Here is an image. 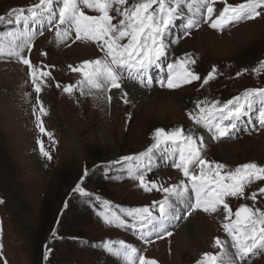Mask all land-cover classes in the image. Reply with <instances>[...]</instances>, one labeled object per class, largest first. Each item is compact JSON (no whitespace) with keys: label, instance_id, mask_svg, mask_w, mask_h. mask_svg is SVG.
Segmentation results:
<instances>
[{"label":"rangeland","instance_id":"374dc122","mask_svg":"<svg viewBox=\"0 0 264 264\" xmlns=\"http://www.w3.org/2000/svg\"><path fill=\"white\" fill-rule=\"evenodd\" d=\"M132 2L135 0H129ZM243 2L226 0L232 5ZM38 3L39 0H0V16L5 17L0 21V264H124L122 257L108 250L109 247L119 248L121 242L157 264H199L206 253L217 256L218 264H264V247L258 246L254 254L243 260L236 256L231 237L222 226L227 221L221 211L205 213L196 209L187 214L189 205L195 204V194L190 182L174 167L179 160L174 145L162 143L153 150L145 181L162 187L180 186L183 181L188 190L181 192L178 188L180 195L155 189L145 191L139 180L130 174L129 162L122 160L152 147L157 129L180 128L186 135L196 138L198 144L202 134L215 145L223 144V154L205 151L199 145L205 160L226 166L223 172L234 171L246 163L264 166V104H254L235 122L229 134L220 138H213L214 130L209 131L189 116L190 113L198 115V102L210 105L219 101L222 106L248 89L264 88V68H260L264 61V9L259 10L262 15L254 20L233 22L217 30L206 22V0H180L179 15L164 37L165 55L149 69L143 80L127 78L126 70H118L121 71V88L110 89L107 80H101L98 87L82 83L80 72L71 70L86 61L103 59L104 53L91 41L75 40L74 29L62 42L57 41L55 24L62 0H54L55 15L52 17L46 13L42 19L17 24L15 13L8 16L13 9L27 10ZM224 6L225 0H216L213 18ZM81 9L86 15H99L83 5ZM190 21L195 26L189 28ZM66 27L61 26L62 29ZM207 32L214 33L219 41L226 39L225 44L220 48L207 47L200 42ZM28 35L32 36L30 49L23 42ZM75 49L79 52L75 53ZM15 51H20V55L38 70L40 93L35 91L28 66L21 63ZM177 61H187L185 68L200 79L179 87H185L187 92L181 93L189 94V98L184 100L180 120L170 122L167 116L160 118L157 112L140 108L141 101L136 103L130 99L124 85L147 90L142 92L146 96H151L155 90H178L161 86L167 83V66ZM258 68L260 71H255ZM213 69L214 78L204 84ZM40 70L50 76L40 77ZM65 86H72L73 91L64 92ZM103 86L106 87L104 104L110 116L106 139L99 132L104 124L102 118L94 117L96 110L92 109V95ZM113 91L119 93L120 114L113 113ZM80 100L85 102L81 104ZM41 104L46 114L40 112ZM80 110L82 114L85 111L86 120L79 118L78 121ZM92 110L90 120L88 116ZM37 117H40L44 133L40 131ZM87 121L90 124L86 127ZM41 147L51 159L42 154ZM163 169L177 172L180 180L161 176ZM191 170L199 171L195 167ZM138 171L145 173L144 168ZM77 185L83 189V194L74 191ZM262 187L264 181H253L246 186L243 198L227 197L226 202L233 213L242 205L264 211V193L259 192ZM253 192L257 194L255 201L248 198ZM166 196L175 202L177 210L181 208L178 210L179 224L186 225L188 230L201 217L210 223L209 230L202 227L206 232L204 243L198 240V230L194 229L190 230L186 242L177 232L180 227L172 217L165 222L163 230L151 225L141 229L132 227L133 221L122 214V209L149 207L154 215H159L158 202ZM112 213L121 215L126 225L118 227L105 223V216L111 217ZM216 238L221 240L223 251L215 246ZM46 250L50 252L47 259L44 257Z\"/></svg>","mask_w":264,"mask_h":264},{"label":"snow or ice","instance_id":"6c2138e0","mask_svg":"<svg viewBox=\"0 0 264 264\" xmlns=\"http://www.w3.org/2000/svg\"><path fill=\"white\" fill-rule=\"evenodd\" d=\"M216 0L207 3V21L210 27L222 30L224 26L233 22L243 20H254L262 15L260 9H264V0H244L239 4H228L225 0V6L218 14L213 7ZM81 5L99 15H86L81 9ZM54 0H39V3L31 8L13 9L8 16H13L17 24L21 22L36 21L42 19L47 13L49 17L55 15ZM180 0H135L129 3V0H62V6L58 12V22L55 24V36L58 42L66 39L72 29L75 30V40L91 41L100 47L104 53L103 59H96L84 62L78 68H72L73 72H80L83 82L93 87H98L101 80H107L110 88H121V71L126 70L130 79L143 80L149 69L165 55L166 45L164 37L166 31L173 25L179 15ZM115 13L113 15L112 13ZM5 17L0 16V21ZM115 21V23H114ZM12 22V21H9ZM51 23V19L49 21ZM67 25L66 28H61ZM195 26L189 22L188 27ZM42 34V33H41ZM23 35V34H22ZM32 36L28 35L24 39V44L31 48ZM2 48V45H0ZM22 51V48L20 49ZM20 51H15L21 63L29 68V75L32 77V83L35 85V91L40 93L41 87L37 82L38 70L31 64L30 60L21 56ZM194 63L195 61H191ZM177 61L175 64H169L167 83L161 84L170 89L180 87L182 84L191 83L199 80L200 77L185 68L184 64ZM260 68H264V61ZM260 68L255 71H260ZM215 69L203 81L207 84L214 78ZM40 77L50 76V73L39 71ZM60 85L57 84V87ZM64 92L71 93L72 86H65ZM126 93L124 96L126 97ZM111 101V96L108 97ZM127 103V100L124 99ZM38 103H40L38 101ZM264 104V88L248 89L242 95L229 100L220 105L219 101L206 104L198 102L197 109L199 113L196 116L189 114L190 119L197 124H203L209 129L214 130L213 138H220L229 134L230 128L235 127V122L245 116L254 106V104ZM203 105V106H202ZM40 112L46 114L42 104ZM38 126L42 133L45 129L42 126L40 117H37ZM224 121H229L225 125ZM51 137V134H48ZM153 139L155 143L136 156H126L122 160L129 162L130 174L140 182V187L145 191H163L169 195H180L181 192L188 190V185L183 181L180 186L162 187L155 182H146L145 174L150 168L153 150L162 143L174 145V150L179 153V160L174 164L190 182L191 191L195 194V204L189 205L188 215L191 210L200 209L205 213H216L221 211L225 214V223L223 228L228 236L231 237L233 247L236 250V256L241 260L249 254H254L253 250L264 247V211L253 209L246 205L240 206L233 213L227 197L243 198L245 188L253 181H264V166H258L256 163H246L238 166L234 171L223 172L225 165L209 162L205 160L200 151L199 145L203 144V139L192 135H186L180 128L172 131L157 129L154 132ZM43 155L51 159V156L41 147ZM132 162H135L134 164ZM116 163H120L117 161ZM195 167L199 171L194 172L191 169ZM140 168L145 169V173H140ZM86 174V173H85ZM74 191L83 194V189L77 185ZM260 193H264V187L259 188ZM256 193L251 194L250 199L255 201ZM2 203V201H0ZM108 202L105 201L107 205ZM123 216L133 221L132 227L144 229L151 225L153 228L163 230L165 222L170 217L178 218L177 210L169 202L167 196L163 201L158 202L159 215H154L149 207L132 208L121 210ZM234 216V219H233ZM105 223L115 224L116 226H125L126 221L121 215L112 213L111 217L105 216ZM55 235V233H53ZM171 235V232H167ZM215 246L223 251V245L219 238L215 240ZM117 257H122L124 264H157L153 259H148L143 255H138L137 249L121 242L119 248H111ZM48 250L45 251L47 259ZM219 258L212 254H204L199 264H218ZM231 264V262H230Z\"/></svg>","mask_w":264,"mask_h":264},{"label":"bare ground","instance_id":"6f19581e","mask_svg":"<svg viewBox=\"0 0 264 264\" xmlns=\"http://www.w3.org/2000/svg\"><path fill=\"white\" fill-rule=\"evenodd\" d=\"M203 37H201L200 39V42L205 44L207 47H213V48H220L221 46H223L225 44V41L226 39L224 40H221L219 41L218 39H216V37H214V33H209L207 32L206 33V36L204 39H202ZM207 38V39H206ZM206 39V40H205ZM220 39V38H219ZM80 49V48H78ZM83 49V48H81ZM75 53L79 50L75 49L74 50ZM85 52V51H84ZM83 52V53H84ZM86 53V52H85ZM70 55V53H69ZM126 83V82H125ZM129 83V82H128ZM123 87V86H122ZM124 87L126 89H128L129 91V94H130V99H132L133 101H135L137 103L140 102V108H144L146 107L145 110H147V112H149L150 110H152L153 112H157L158 116L160 118H164L165 116H167V119L170 121V122H178L181 118V111H182V108L183 107V103H184V100L186 98H189V94L188 95H184L182 94L181 92L184 91V92H187V90L185 89V87H177L179 88L178 90L177 89H173L171 91H160V90H155L153 91L152 95L151 96H146L145 94L143 95L142 92L144 93V91H147V90H142L141 88H134L133 86L130 85H127L125 84ZM106 89L105 86L102 87L101 90H98L97 93H94V95H92V97L94 96V99L92 100V109L96 110L95 112V115L94 117H96L97 115L100 116L102 118V122L104 123L102 125V127L100 128L99 132H100V136L103 137V139H106V135L109 133L106 132V129H107V125L110 121V116L108 117V113H107V107L105 106V100H104V90ZM111 89V88H110ZM167 90V89H166ZM83 91V90H82ZM92 91V90H91ZM180 91V92H179ZM90 92V91H89ZM96 92V91H95ZM125 92V91H124ZM103 93V94H102ZM112 95H113V99H112V104L114 106V112L115 114H118L121 110V102L120 100L118 99L119 97V93H117L116 91H113L112 92ZM117 97H116V96ZM83 96H85V94H83ZM116 98H115V97ZM90 97V96H89ZM89 99V98H88ZM144 99H147L146 102L144 101ZM86 101V99H85ZM84 100H80V103L82 104V102L84 103L85 102ZM130 101V100H129ZM88 102L89 104V101H86ZM145 102V103H144ZM79 104V103H78ZM111 106V105H110ZM90 108V107H89ZM112 108V106H111ZM110 109V108H109ZM125 109V108H123ZM83 110V109H81ZM78 111V121L79 118L80 119H83V120H86L84 118V115H85V111L84 113L82 114V112ZM92 110L91 112H89V116L88 118L91 120L92 119V115H93V111ZM111 110V109H110ZM124 111V110H123ZM122 111V112H123ZM120 114V113H119ZM63 117H64V113H63ZM86 117V116H85ZM119 117V116H118ZM158 117V118H159ZM61 118V117H60ZM98 118V117H97ZM114 118V117H113ZM62 119V118H61ZM117 119V118H116ZM82 121V120H81ZM119 121V120H118ZM126 122V121H125ZM80 123V122H79ZM90 124L89 121H87L86 123V127ZM106 125V126H105ZM73 132H76V129H72ZM109 130V129H108ZM111 131V130H110ZM206 131V130H205ZM75 137V136H74ZM109 137V136H108ZM200 138L203 139V144H202V149H204L205 151H211L212 153L216 152L218 154H223L224 152V148H223V144L222 143H217L216 145L213 144L208 137L205 136V134H202L200 136ZM255 146V145H254ZM164 171H161L160 175L163 176V175H168L174 179H177V180H180V176L178 175L177 172H169L165 169H163ZM176 180V181H177ZM176 197H182V196H176ZM169 202L173 205V207L176 209V204L174 201L171 200V198H168ZM187 199H185V204H186V201ZM177 210V209H176ZM179 211H181V208L178 209ZM177 210V211H178ZM179 211L177 212V216L178 218H173V222L175 223V225H177V227L179 226V230L177 231L178 233H180V235L183 237L184 240H186V242H188L187 240V237H188V234L190 232L191 229H194L195 231L198 230V235H199V239L198 240H201L203 243L205 242V236H206V232L202 229L205 228L206 230H209L211 225H209L210 223L204 221L205 219H203V217L197 219V220H200V221H196V224L195 223H192V225H190L189 227V230L187 229V226L186 225H180L179 224V221H180V218H179ZM184 211V209H183ZM155 214H156V210H155ZM197 218V217H196ZM170 222V221H169ZM199 223H201V225H199ZM213 229H211L212 231ZM210 231V232H211ZM215 231V230H214ZM213 231V232H214ZM214 234V233H213ZM208 236V235H207ZM209 238V237H208ZM209 242V241H208Z\"/></svg>","mask_w":264,"mask_h":264},{"label":"trees","instance_id":"16d2710c","mask_svg":"<svg viewBox=\"0 0 264 264\" xmlns=\"http://www.w3.org/2000/svg\"><path fill=\"white\" fill-rule=\"evenodd\" d=\"M49 253H50V252H48V255H49ZM44 257H45V255H44ZM47 257H48V256H47Z\"/></svg>","mask_w":264,"mask_h":264}]
</instances>
